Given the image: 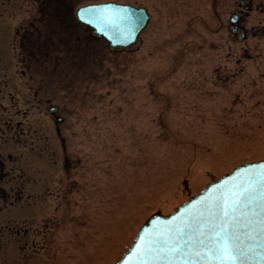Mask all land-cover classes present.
<instances>
[{"label": "rangeland", "instance_id": "1", "mask_svg": "<svg viewBox=\"0 0 264 264\" xmlns=\"http://www.w3.org/2000/svg\"><path fill=\"white\" fill-rule=\"evenodd\" d=\"M41 1L0 0V149L14 179L44 183L31 195L47 213L64 181L62 246L48 260L115 264L153 212L264 157V12L243 23L245 40L157 10L131 51L87 55L72 41L47 55L22 40Z\"/></svg>", "mask_w": 264, "mask_h": 264}, {"label": "flooded vegetation", "instance_id": "2", "mask_svg": "<svg viewBox=\"0 0 264 264\" xmlns=\"http://www.w3.org/2000/svg\"><path fill=\"white\" fill-rule=\"evenodd\" d=\"M87 1L91 0H43L42 17L34 21L39 26L32 25L34 29H27L25 34V38L32 42V49H44L49 55V43L56 50V41L68 44L76 40L81 44L87 41L85 54L94 53L96 40L103 42L91 29L80 24L75 12L77 5ZM108 1L147 9L150 14L149 23L153 19L152 11L157 10L168 11L174 18L173 23H218L219 30L225 27L233 38H239L241 33L247 34L243 23H251L252 13L264 12V0ZM76 47L82 48L78 45ZM57 135L64 146L59 127ZM62 150L65 152V147ZM62 161L65 162L66 172L69 168L74 169L73 160L69 161L63 154ZM15 163L16 158L11 153H4L0 149V264H60L61 255L55 261L48 260V256L54 247L57 250V246H62L61 241L57 244L56 240L65 225L64 200L68 193L64 192V181L58 179L59 192H56L55 206L51 213H47V198L42 194L31 195L33 187L44 188V183L32 180L30 174L23 180L14 179ZM32 199L39 201L31 202ZM27 209H31V212L26 213Z\"/></svg>", "mask_w": 264, "mask_h": 264}, {"label": "snow or ice", "instance_id": "3", "mask_svg": "<svg viewBox=\"0 0 264 264\" xmlns=\"http://www.w3.org/2000/svg\"><path fill=\"white\" fill-rule=\"evenodd\" d=\"M77 15L97 31H111L122 38L131 36L141 19L127 14L105 15L97 6L81 8ZM257 193L260 211L254 213L250 208ZM140 255L167 258L166 264H174L178 257L180 264H245L253 257L264 262V163L239 169L231 183L203 200L192 216L157 231Z\"/></svg>", "mask_w": 264, "mask_h": 264}, {"label": "water", "instance_id": "4", "mask_svg": "<svg viewBox=\"0 0 264 264\" xmlns=\"http://www.w3.org/2000/svg\"><path fill=\"white\" fill-rule=\"evenodd\" d=\"M102 11L103 14H110L113 12H123L124 10H121L120 7L116 9H110L107 5H98ZM129 12H132L131 10ZM134 15L137 13L133 12ZM138 18L140 19L139 25L137 26L136 30L133 32L131 36L128 37H118L115 36L111 31H108L107 34H104L100 31H97L96 28L91 25L98 33L99 35H102L105 37L107 40H109L112 45H130L135 38L137 37L138 33L144 28L145 26V21H146V16L144 12H138ZM84 22V21H83ZM258 163H264V160L255 162V163H250L246 164L243 166H239L235 168L232 173H230L227 176H224L223 178L219 179L218 181L208 185L201 193L196 195L191 201L188 203L184 204L183 206L179 207L178 211L175 213L165 217L160 215L159 213H156L152 215L142 226V228L139 230L138 235L133 242L132 246L129 248L128 252L123 256V258L118 262V264H137L138 261H146L147 264H166L167 258L165 259H155L153 257H147V256H141V248L144 247L145 243L149 240L155 237L157 234V231L163 232L166 230V227L168 225L178 223L182 218L192 216L195 213V210L200 206L201 202L211 196L214 192H216L217 189H221L224 187L226 183H231V178L233 177V174L237 172L241 168H247L251 165H255ZM215 186V187H214ZM259 197L260 193L256 194V201L253 203V205L250 208L251 212L254 213H259L260 208H259ZM193 227H197L195 225V222L192 221ZM143 236L144 239L141 240L140 237ZM137 244L141 245V248H137ZM181 258H177L174 264H180ZM245 264H264L260 259L253 257L252 259L248 260L245 262Z\"/></svg>", "mask_w": 264, "mask_h": 264}]
</instances>
